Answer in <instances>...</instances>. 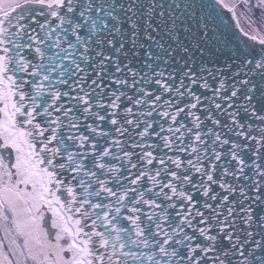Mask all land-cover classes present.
I'll return each mask as SVG.
<instances>
[{
    "label": "snow or ice",
    "instance_id": "snow-or-ice-1",
    "mask_svg": "<svg viewBox=\"0 0 264 264\" xmlns=\"http://www.w3.org/2000/svg\"><path fill=\"white\" fill-rule=\"evenodd\" d=\"M0 264H264V0H0Z\"/></svg>",
    "mask_w": 264,
    "mask_h": 264
}]
</instances>
